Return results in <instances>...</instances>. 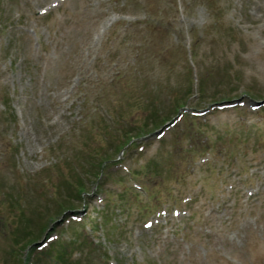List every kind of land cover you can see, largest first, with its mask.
<instances>
[{
  "label": "rangeland",
  "instance_id": "rangeland-1",
  "mask_svg": "<svg viewBox=\"0 0 264 264\" xmlns=\"http://www.w3.org/2000/svg\"><path fill=\"white\" fill-rule=\"evenodd\" d=\"M0 264H264V0H0Z\"/></svg>",
  "mask_w": 264,
  "mask_h": 264
},
{
  "label": "trees",
  "instance_id": "trees-1",
  "mask_svg": "<svg viewBox=\"0 0 264 264\" xmlns=\"http://www.w3.org/2000/svg\"><path fill=\"white\" fill-rule=\"evenodd\" d=\"M62 243H63V242H60V245L58 246L57 251H59V248L62 246ZM56 253H57V252H56ZM57 254H58V253H57ZM58 256H60V258H62L61 255L58 254Z\"/></svg>",
  "mask_w": 264,
  "mask_h": 264
}]
</instances>
